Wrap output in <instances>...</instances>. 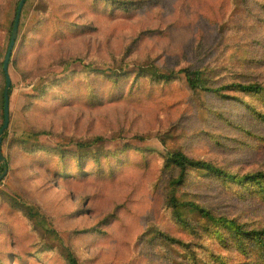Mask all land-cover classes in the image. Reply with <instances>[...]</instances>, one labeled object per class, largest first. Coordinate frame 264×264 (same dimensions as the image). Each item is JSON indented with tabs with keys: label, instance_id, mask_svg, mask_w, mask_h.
Wrapping results in <instances>:
<instances>
[{
	"label": "rangeland",
	"instance_id": "1",
	"mask_svg": "<svg viewBox=\"0 0 264 264\" xmlns=\"http://www.w3.org/2000/svg\"><path fill=\"white\" fill-rule=\"evenodd\" d=\"M132 1L140 5L138 1L142 0ZM144 1V7L149 9L144 15L136 10L128 14L116 11L114 3L93 7L91 0H28L20 14L13 58L8 63L9 122L2 147L5 161L0 163V170L7 168V175L0 190L15 198L17 192L19 203L41 211L46 227L65 240L92 227L111 213L113 206L120 209L119 223L129 232L128 228L134 227V216L146 213L159 220L152 226H167L171 218L161 192L157 191L156 198L151 199L155 184L151 173L165 172L159 152L187 153L231 171L264 170V119L248 109L194 95L179 80L160 85L135 72V66L124 80L110 86L105 75L111 70L104 62L119 60L127 46L130 62L205 65L214 67V76L224 79L264 82V51L246 28L232 34L231 43H218L215 47L218 26L211 16L201 19L203 27L199 31L193 32L186 25L192 0ZM13 7L11 0H0L1 61L9 43ZM176 12L183 25L180 30L170 28ZM234 21L232 14L231 23ZM70 26L73 32L69 31ZM207 53L209 56H205ZM60 55L70 56L73 64L48 66ZM77 57L91 61L90 66L78 64ZM53 81L55 85L51 84ZM38 83L41 87L35 92ZM28 103L25 116L23 109ZM29 122L52 134V138L38 136L33 140L36 147L42 148L38 165L36 159L20 151L15 140L36 132ZM159 133L166 140L165 148L156 138ZM95 137L100 140L91 150L73 154L71 141L88 142ZM123 139L151 147L146 160L149 171L130 172L124 165L115 175L107 168L99 173L96 169L100 153ZM78 166L85 172H78ZM194 185L197 184L192 182L183 188L188 191ZM230 189L235 187L209 179L207 188L202 187L201 195L194 199L218 214L237 216L250 225L264 224L258 213L246 208L247 201L237 198L240 193ZM1 197L0 219L6 223H0L17 236L27 234L30 225L16 226V221L5 214L7 198ZM113 231L116 241L97 243L89 249L75 240L76 249L92 258L91 264H162L157 254L161 246L155 240L145 245L144 257L134 262L129 250L119 242L117 225ZM0 237L5 240L6 236ZM54 246L55 241L48 238L46 250L51 251ZM163 252L167 258V249L163 248Z\"/></svg>",
	"mask_w": 264,
	"mask_h": 264
},
{
	"label": "trees",
	"instance_id": "2",
	"mask_svg": "<svg viewBox=\"0 0 264 264\" xmlns=\"http://www.w3.org/2000/svg\"><path fill=\"white\" fill-rule=\"evenodd\" d=\"M19 1L11 0L14 2V7L9 23V34H11ZM111 3L117 6L116 11L121 10L123 13L128 14L133 10L140 11L141 15L149 13L148 7H144V0L138 1L140 5H135L132 0H121L117 3L113 0H91L93 7H97L99 4L111 6ZM217 12L219 14L216 16ZM232 14L235 15L234 24L231 23ZM98 16L96 15V17ZM209 16H211L212 22L218 26V32L214 39L215 47L219 44L231 43L230 36L238 34L241 29L246 28L260 41L264 51V0H192L186 25L193 32L199 31L203 27L201 19ZM179 18V12H176L174 20L170 23V28L174 30L183 28ZM39 22H41L40 19ZM69 31L73 32L74 28L70 26ZM129 51L130 46H127L119 60L111 58L110 61L104 62L111 70L105 75L111 82L110 86H115L124 80L125 75L131 72V67L135 66V72H141L147 79L151 78L160 85H167L179 80L194 95H204L225 103H233L264 119V82L224 79L222 76H214L216 72L214 67L205 65L160 66L153 61L130 62L129 58L127 61L126 56ZM205 56H209L208 53ZM12 58L13 55L9 65ZM76 62L83 67H89L91 63L83 57H77ZM72 64V59L68 55H60L59 60L52 59L48 62V66L66 67ZM51 84L55 85V81ZM144 86L145 84L142 88ZM40 87L41 83H38L34 91L38 92ZM4 92L5 75L3 61L0 60V128L4 119ZM9 95L10 90L8 99ZM29 96L33 97L34 95ZM29 105L30 103L23 109L25 116L28 115ZM29 124L36 129V132L25 133L15 140L18 141L20 151L23 150L24 155L36 159L35 164L38 165L42 148L36 147L37 144H34L33 140L38 136L52 138V134L33 122H29ZM6 137L5 130L2 147ZM132 138L144 141L136 136ZM156 138L159 144L165 148L164 136L159 133ZM99 140L100 138L95 137L88 142L71 141V148L75 150L73 154L91 150ZM123 140L100 153L96 169L99 173L103 172L102 169L107 168L106 170L115 175L124 165L130 172L137 169L149 171L150 165L146 160L148 159V149L151 147ZM159 153L165 172L151 173L155 181L151 199L156 198L157 191L161 192L163 204L167 207L171 218L167 226L161 228L152 226V222L157 223L159 220L152 214L146 213L134 216V227L128 228L131 231L129 232L119 223V220L121 221L118 216L120 209L118 206H113V211L99 218L92 227L68 236L65 240L57 231L46 227L45 217L41 211L30 205H21L17 192L14 193L17 196L15 198L0 190V202L3 201L1 196L8 200H4L6 216H11L16 221V226L30 225L27 234L17 236L10 227L0 223V235L6 236L5 240L0 237V264H91L92 258L81 255L76 249L74 241H79L82 246H87L89 249H92L97 243L116 241L114 225L118 226L119 242L129 250L131 260L134 262L144 257L145 245L151 240H155L161 246L157 254L162 264H264V224L250 225L237 216L218 214L210 207L200 203V200L194 199L195 196L201 195L202 187L207 188L209 179H217L234 186L235 189H230V192H239L237 198L247 201L246 208L258 213L264 223V170L252 168L231 171L221 164L199 159L187 153L168 150H165L164 154ZM116 163L120 166L115 167ZM165 163L172 168H169ZM77 168L78 172H85L80 166ZM117 168L118 170H114ZM3 171L4 169L0 170V175ZM5 176L0 180V184L4 181ZM187 182L196 183L197 185H194L196 188L190 186L188 191L185 190L183 186H188ZM189 192H192L193 195H190ZM124 209L127 211L126 206ZM0 222L6 223V220L0 219ZM47 236L55 241V246L51 251L46 250ZM7 240L13 245L9 244ZM163 248L167 249V258L163 257Z\"/></svg>",
	"mask_w": 264,
	"mask_h": 264
},
{
	"label": "water",
	"instance_id": "3",
	"mask_svg": "<svg viewBox=\"0 0 264 264\" xmlns=\"http://www.w3.org/2000/svg\"><path fill=\"white\" fill-rule=\"evenodd\" d=\"M26 0H20L16 9V14H15V18H14V22H13V26H12V30H11V34H10V38H9V43H8V47H7V51L3 60V71H4V75H5V92H4V107H3V124L0 128V163H4L5 158L3 157L2 154V139H3V133L5 132V130L8 127V122H9V105H8V91L11 85V81L8 75V63L12 54V50L13 47L15 45V40L18 34V23H19V19H20V14L22 11V8L25 4ZM7 173V168H4L3 173L0 175V180L5 176V174Z\"/></svg>",
	"mask_w": 264,
	"mask_h": 264
}]
</instances>
